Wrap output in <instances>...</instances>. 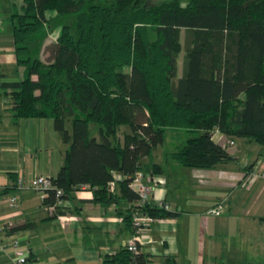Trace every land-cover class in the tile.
Returning a JSON list of instances; mask_svg holds the SVG:
<instances>
[{"label": "trees", "instance_id": "trees-1", "mask_svg": "<svg viewBox=\"0 0 264 264\" xmlns=\"http://www.w3.org/2000/svg\"><path fill=\"white\" fill-rule=\"evenodd\" d=\"M47 10L55 15L46 17ZM65 14L72 19L60 23L44 57L32 55L29 40ZM11 20L22 77L3 79L0 88L9 94L12 116L49 117L67 143L52 176L62 193L49 189L42 198L47 206L88 187L101 203H129L123 220L131 227L139 198L129 186L135 171L155 175L170 163L211 168L235 159L214 139L216 128L264 144V0H22ZM122 125L128 130L121 139ZM168 136L177 143L164 148L162 162L154 161V148ZM115 172L122 178L110 191ZM140 209L156 217L176 213L150 200ZM148 261L124 246L105 259Z\"/></svg>", "mask_w": 264, "mask_h": 264}, {"label": "crops", "instance_id": "crops-1", "mask_svg": "<svg viewBox=\"0 0 264 264\" xmlns=\"http://www.w3.org/2000/svg\"><path fill=\"white\" fill-rule=\"evenodd\" d=\"M21 3L0 0V83L22 77L11 35V14ZM54 12L47 10L46 17ZM45 30L29 40L30 48L40 42V58L60 27ZM182 67L183 61L178 76ZM8 95L0 88V227L5 229L0 264H11L10 235L29 246L33 264H107L105 259L121 249L131 235V227L123 220L129 203H101L93 199L91 188L80 187L61 198L54 208L43 204L40 193L27 185L35 174L57 173L67 143L49 117L14 118ZM123 126L118 132L121 139L128 130ZM213 137L226 144L235 159L211 168L170 163L163 173L153 175L164 182L155 185L149 200L176 213L155 216L144 229L139 252L148 257V264H235L241 253L249 251V243L250 249L253 243L264 248V176L251 181L245 177L247 165L257 160L264 163V144L229 136L217 128ZM158 146L153 159L162 162L164 149L159 152ZM19 177L26 186H15ZM11 195H16L17 204L8 202ZM218 203L223 209L212 211ZM23 222L32 225L9 231V227ZM242 237L247 240L245 246L241 245Z\"/></svg>", "mask_w": 264, "mask_h": 264}, {"label": "built area", "instance_id": "built-area-1", "mask_svg": "<svg viewBox=\"0 0 264 264\" xmlns=\"http://www.w3.org/2000/svg\"><path fill=\"white\" fill-rule=\"evenodd\" d=\"M215 130V129H214ZM214 130L212 135L214 136ZM228 143H233V140H228ZM149 177V180H146L145 177ZM264 176V163L260 160H257L253 165L246 171V179L251 181L256 177ZM122 178V175L118 172L114 173V177L108 181L107 188L112 191L116 188V179ZM164 179L158 176H153L150 173L145 174L141 170L134 172L133 176L129 180V186L138 193L139 198L137 199L135 205H137L132 210L131 215V235L124 244L131 253L139 252V243L143 241V231L152 221L155 219V216L148 214L140 209L141 205L146 201H149L150 193L157 183H163ZM17 187L21 188L26 186L21 177L17 179ZM30 188L38 191L41 195V198L45 197L49 189L55 190L56 197L62 193V189L54 184L52 176L48 174L38 173L32 176L29 180L28 185ZM61 201V198L56 199V203L50 204L48 208H54ZM10 204H17L16 195H11L8 198ZM212 211L218 212L223 209L221 203L216 204L212 208ZM5 231L4 227H0V249L4 247V242L2 240L3 232ZM8 247L10 249V259L11 264H33L30 248L26 244L20 242V238L15 235H10L8 240Z\"/></svg>", "mask_w": 264, "mask_h": 264}, {"label": "rangeland", "instance_id": "rangeland-1", "mask_svg": "<svg viewBox=\"0 0 264 264\" xmlns=\"http://www.w3.org/2000/svg\"><path fill=\"white\" fill-rule=\"evenodd\" d=\"M149 1H153V2H159L161 0H149ZM187 0H180V2L182 4H184ZM48 13V12H47ZM55 13V12H54ZM55 15V14H54ZM73 14H65V15H60V16H55L52 21H51V25L54 26L55 28L60 27V23H66L69 22L70 18L72 19ZM47 27V26H46ZM45 26L40 30V32H44L45 29H47ZM56 30V29H54ZM40 35V33L38 34V36ZM183 36H184V30H181V40L183 42ZM40 51V42H38L37 44L32 43V48H31V54L32 55H38ZM184 48L178 53L177 56V63L179 64V66H177V75L180 73V67H181V61H183V56H184ZM45 55V54H44ZM66 126L71 129V124L70 121L66 122ZM123 126V125H122ZM121 126V128H119V132L121 131L120 129H122L123 127ZM90 127L92 129L93 134L96 133V125L91 123ZM125 127L127 128L128 126L125 125ZM188 136L187 132H183V139H185ZM175 140L171 137L168 136L165 139V142L163 143L164 146L161 144L159 145L157 148L159 150V152H161V150H163L165 147L166 148H172L173 145L175 144ZM255 150H257V148H255ZM254 151V150H252ZM255 154V152H253ZM252 155H249V158H251ZM186 169H189L188 167ZM216 205H214L213 207H215ZM223 206V205H222ZM212 207V208H213ZM211 208V209H212ZM213 210V209H212ZM262 242H263V237H262ZM247 244V240H245L244 237H242V241H241V245L245 246ZM261 244V243H260ZM249 251L247 252H243V254L241 253V257L238 259L239 261L236 262V260H234L233 262L235 264H264V248L260 249V245L259 243H253V247H251L250 249V243H249Z\"/></svg>", "mask_w": 264, "mask_h": 264}]
</instances>
